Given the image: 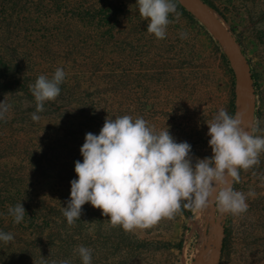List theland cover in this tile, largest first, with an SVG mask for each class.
I'll return each instance as SVG.
<instances>
[{
    "label": "rangeland",
    "instance_id": "374dc122",
    "mask_svg": "<svg viewBox=\"0 0 264 264\" xmlns=\"http://www.w3.org/2000/svg\"><path fill=\"white\" fill-rule=\"evenodd\" d=\"M177 1L193 20L176 8L179 19L170 14L164 39L147 33L135 0L9 4L13 22L0 19V101L8 105L0 119V231L13 240L0 242V264H81V245L92 250L91 264H264L262 153L258 167L240 170L232 182L234 190L255 193L237 215L209 204L125 231L87 203L72 225L61 213L84 136L98 134L106 117H141L156 131L166 126L176 142L191 145L192 157H210L206 124L220 108L229 114L228 67L234 116L264 136V0H210L219 14L200 0L199 12ZM19 14L25 25L16 22ZM58 67L66 74L60 94L34 122L29 85ZM20 202L26 215L14 224L8 208Z\"/></svg>",
    "mask_w": 264,
    "mask_h": 264
},
{
    "label": "clouds",
    "instance_id": "9594fccd",
    "mask_svg": "<svg viewBox=\"0 0 264 264\" xmlns=\"http://www.w3.org/2000/svg\"><path fill=\"white\" fill-rule=\"evenodd\" d=\"M134 7L147 21V33L156 39L165 38L170 14L179 19L174 0H135ZM180 37L187 38V33ZM65 75L58 67L50 78L39 75L29 85L35 102L32 121L40 120L37 113L44 110L45 102L58 97ZM7 111L8 105L0 101V119ZM206 126L211 156L201 159L192 157L190 144L176 142L166 126L156 131L141 117H106L99 133H86L79 148L82 159L74 162L75 179L69 182L66 206L61 207L67 224L79 219L86 203L99 209L109 226L125 231L170 219L182 207L200 210L214 204L222 215L246 212V200L255 193L234 190L232 182H239V170L259 163L264 136L253 135L252 129L241 126L238 115L223 108ZM8 215L14 224L22 222L26 214L21 202L9 206ZM12 240L10 232L0 231V242ZM75 251L81 264H91L89 247L81 245Z\"/></svg>",
    "mask_w": 264,
    "mask_h": 264
},
{
    "label": "trees",
    "instance_id": "16d2710c",
    "mask_svg": "<svg viewBox=\"0 0 264 264\" xmlns=\"http://www.w3.org/2000/svg\"><path fill=\"white\" fill-rule=\"evenodd\" d=\"M204 5H206L208 8L212 9L213 11H215L216 13L219 14L218 10L216 9V7L211 3L210 0H200ZM14 2V0H0V11H2V13H0V19L1 20H7L9 23H12L13 21L12 20H8L7 17V11L8 13L12 12L14 13V6L13 7H10L9 4H12ZM109 3V2H108ZM174 3L176 5V8H178L179 10H181L186 16H188L189 18H191L193 20V16L190 15V13L186 12L185 11V8L180 5L178 3L177 0H174ZM20 16H18V20L16 21L18 24L20 25H25L24 22H26V20H22L21 18H23L21 16V14H19ZM2 24V23H1ZM10 25V24H9ZM8 25V26H9ZM35 45V43H34ZM221 58L222 60L228 64V61H227V57L224 55V54H221ZM2 65V63H0ZM5 66V65H4ZM228 71L232 77V90H231V99H230V104H229V115H234L235 114V100H236V96H235V76H234V72L231 68L228 67ZM249 80L251 81V86L253 89H255L257 87V84H256V79H255V76L253 75V73H250L249 75ZM262 154H264V152H262ZM259 161H260V157H259ZM259 164V163H258ZM258 164L257 165H254L252 167H250L249 169L252 170V169H255L256 167H258ZM240 171V170H239ZM243 171V170H242ZM234 189V188H233ZM182 212V214L184 216H190L191 215V209H185V208H181L180 210ZM34 219H31L30 221H33ZM29 224V223H28ZM53 233H51L49 236H52ZM41 236V235H39ZM37 239V238H36ZM59 241H62V240H59ZM62 243H64V241H62ZM223 243L224 241H222V247H223ZM29 247H25L23 248V251L24 252H29L28 250ZM64 247H56V246H53V250H58L59 252L62 251V252H65L63 251ZM32 250H35V249H32ZM23 253V252H22ZM7 258L9 259L10 256H13L11 255L10 253H8L7 255ZM48 258H52V255L48 256ZM13 259H14V256H13ZM50 262V261H48Z\"/></svg>",
    "mask_w": 264,
    "mask_h": 264
},
{
    "label": "bare ground",
    "instance_id": "6f19581e",
    "mask_svg": "<svg viewBox=\"0 0 264 264\" xmlns=\"http://www.w3.org/2000/svg\"><path fill=\"white\" fill-rule=\"evenodd\" d=\"M187 7H191L192 9H195V10H197L198 12L200 11L199 10V4H197L196 3V1L195 0H181ZM201 7V6H200ZM205 12V11H204ZM242 81L243 80H241L240 82V87L242 88L243 87V89H244V93L243 92H240V93H243L244 95H246L247 96V93H246V86H245V84H244V82L242 83ZM241 84H243V85H241Z\"/></svg>",
    "mask_w": 264,
    "mask_h": 264
},
{
    "label": "water",
    "instance_id": "95a60500",
    "mask_svg": "<svg viewBox=\"0 0 264 264\" xmlns=\"http://www.w3.org/2000/svg\"><path fill=\"white\" fill-rule=\"evenodd\" d=\"M238 87H240L239 83H238Z\"/></svg>",
    "mask_w": 264,
    "mask_h": 264
}]
</instances>
